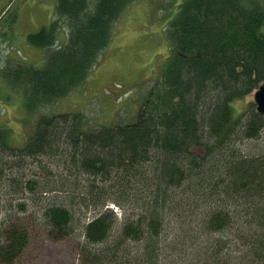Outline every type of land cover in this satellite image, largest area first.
I'll return each mask as SVG.
<instances>
[{"label": "trees", "instance_id": "trees-1", "mask_svg": "<svg viewBox=\"0 0 264 264\" xmlns=\"http://www.w3.org/2000/svg\"><path fill=\"white\" fill-rule=\"evenodd\" d=\"M133 2L58 0L52 26L28 36L45 64L2 71L33 130L18 147L0 125V187L20 201L0 221V264H19L31 243L13 211L55 242L75 240L85 264H264V151L244 148L262 139L264 115L254 103L239 114L233 106L264 83V0H185L134 123L89 129L81 113L41 112L86 82ZM40 156L56 181L38 190L12 177L13 160Z\"/></svg>", "mask_w": 264, "mask_h": 264}, {"label": "rangeland", "instance_id": "rangeland-1", "mask_svg": "<svg viewBox=\"0 0 264 264\" xmlns=\"http://www.w3.org/2000/svg\"><path fill=\"white\" fill-rule=\"evenodd\" d=\"M184 1H134L116 24L114 37L101 56L99 64L89 72L86 85L60 100L59 104L56 102L41 109V112H83L92 127L95 124L98 127L131 123L130 118L133 117L131 121L135 119L134 115L144 104L148 91L162 75L170 55L164 30L175 19ZM57 3L58 0H0V73L9 64L22 62L38 67L45 64L46 52L29 44L28 35L40 31L43 27L52 26ZM65 35L62 30L59 31V37ZM4 84L6 83L0 77V125L10 126L13 130L12 142L18 147H24L25 139L29 136L27 131H32L33 127L25 110L23 96ZM253 101L254 95L251 94L235 102L233 106L236 114L244 111ZM121 119L124 122H115ZM244 148L264 151V132L259 142L253 141ZM13 162L16 168L12 171L15 172L12 177L23 182L31 179L32 185L38 190L49 181H56L54 176L50 177L49 169L55 168L50 167L47 158L27 157ZM56 171L64 170L63 167L57 166ZM18 197L11 186L0 187V221L8 217L6 209H10L11 203L15 207L18 206ZM28 197L30 212L42 220L40 207L33 205V197ZM47 202L49 201L45 204ZM13 213L18 214L31 229L30 247L19 264H85L81 260L75 240L55 242L48 237L47 229L42 228L40 223L29 226L28 221L32 222L30 213L27 215L13 211L11 216ZM79 215L80 213L76 215L77 219Z\"/></svg>", "mask_w": 264, "mask_h": 264}, {"label": "water", "instance_id": "water-1", "mask_svg": "<svg viewBox=\"0 0 264 264\" xmlns=\"http://www.w3.org/2000/svg\"><path fill=\"white\" fill-rule=\"evenodd\" d=\"M255 102L260 113L264 114V84L255 93Z\"/></svg>", "mask_w": 264, "mask_h": 264}]
</instances>
